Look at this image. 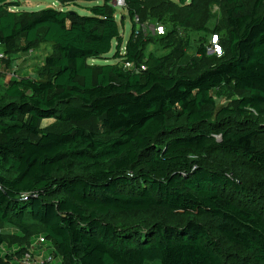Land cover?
I'll list each match as a JSON object with an SVG mask.
<instances>
[{
    "label": "trees",
    "instance_id": "1",
    "mask_svg": "<svg viewBox=\"0 0 264 264\" xmlns=\"http://www.w3.org/2000/svg\"><path fill=\"white\" fill-rule=\"evenodd\" d=\"M57 1L95 4L0 0V80L52 49L0 83V264H264V0H125L123 50L115 0Z\"/></svg>",
    "mask_w": 264,
    "mask_h": 264
},
{
    "label": "rangeland",
    "instance_id": "2",
    "mask_svg": "<svg viewBox=\"0 0 264 264\" xmlns=\"http://www.w3.org/2000/svg\"><path fill=\"white\" fill-rule=\"evenodd\" d=\"M13 1L17 3L16 4L17 6H15L16 10L38 11L46 8H55V9L61 8L63 10L76 11L81 15H90L91 12L87 7H91L95 4L92 2L81 1L79 2V5L74 4L70 6H63L57 0H13ZM213 13H215L216 15L220 13L219 8L217 6L214 7ZM116 15H117V21L120 25L121 35L123 36L124 39V44L122 45V50H123L131 34L132 21L127 11L123 7L116 6ZM123 16L126 17L125 20H123ZM190 34L191 36L196 35L195 32H191ZM180 36L186 39L187 32L180 33ZM116 43H117L116 41L113 43V49L110 53L103 56L102 58L90 59L89 62L92 64H104V63L116 62L114 58V54L116 52ZM159 48L160 47L155 43H151L148 46V51H153L159 55L163 54V50H160ZM51 50H52L51 45L45 44L42 45L38 50L30 51V52H19L18 54L13 55L10 58L6 57L4 61H2L4 70L6 72L2 74L6 75L8 73H11V75L18 77L37 76L38 68L43 65L45 57L51 52ZM186 52L189 56L194 55V48L187 49ZM221 99L222 98H218V101H220ZM53 121H54L53 118L44 119L42 121V125L47 126L51 124ZM147 264H160V261L156 260L153 262H148Z\"/></svg>",
    "mask_w": 264,
    "mask_h": 264
},
{
    "label": "built area",
    "instance_id": "3",
    "mask_svg": "<svg viewBox=\"0 0 264 264\" xmlns=\"http://www.w3.org/2000/svg\"><path fill=\"white\" fill-rule=\"evenodd\" d=\"M115 6L124 7L125 6V0H115L113 3ZM136 22L138 23V26L140 30L152 34H164L165 28L161 24H150V23H140L139 17L135 18ZM139 33V32H138ZM212 46L210 47L211 53H216L218 55L222 54V47L219 42L218 35H213L212 38ZM4 56L3 52L0 51V59ZM126 68L133 69L135 68L134 63L127 62L125 64ZM146 67L142 65L140 68H137V71L144 70ZM44 238L40 239V242H43ZM35 246H32L29 251H27L23 258L20 259V264H52L53 258L52 256H42V255H36L34 252Z\"/></svg>",
    "mask_w": 264,
    "mask_h": 264
},
{
    "label": "crops",
    "instance_id": "4",
    "mask_svg": "<svg viewBox=\"0 0 264 264\" xmlns=\"http://www.w3.org/2000/svg\"><path fill=\"white\" fill-rule=\"evenodd\" d=\"M1 70H2V65H1ZM5 72H6V71L4 70L3 73H5ZM9 74H10V73H8V74H6V75H3V74H2V78H1V80H0V83H1V81H2V83H6L7 80H8V76H10Z\"/></svg>",
    "mask_w": 264,
    "mask_h": 264
}]
</instances>
